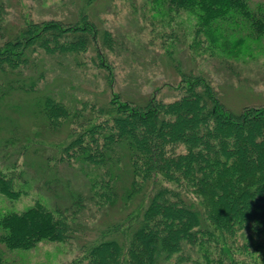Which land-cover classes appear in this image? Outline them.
Listing matches in <instances>:
<instances>
[{"label": "trees", "instance_id": "16d2710c", "mask_svg": "<svg viewBox=\"0 0 264 264\" xmlns=\"http://www.w3.org/2000/svg\"><path fill=\"white\" fill-rule=\"evenodd\" d=\"M18 1L0 0V193L39 194L0 212V264L43 239L78 243L67 264H264V103L232 107L210 76L240 77L264 0H123L126 31L170 38V99L114 89L113 58L138 52L99 23V0H38L48 18ZM86 52L105 87L79 96Z\"/></svg>", "mask_w": 264, "mask_h": 264}, {"label": "rangeland", "instance_id": "374dc122", "mask_svg": "<svg viewBox=\"0 0 264 264\" xmlns=\"http://www.w3.org/2000/svg\"><path fill=\"white\" fill-rule=\"evenodd\" d=\"M56 1L43 0V6L47 7ZM18 3L19 10H22L23 13L33 12L35 18H48L51 16L49 10L40 9L38 0H19ZM108 4L109 7L107 8ZM94 8L99 23L109 28L118 27L121 32L124 30V32L129 33V36L133 39V48L137 50L139 56L141 55L140 58L137 55V58L134 59L131 56L126 59L124 55L113 58V66H115L114 89L121 92L125 91L126 86L131 83L130 87L140 96H146L156 86L159 87L156 92L158 98L170 99V96L175 95L177 93L175 90L166 88V85H158L163 82L174 83L177 80L173 67L161 60V56H163L161 52L167 47L164 45L169 44L170 38H167L166 41L163 40V46H161L162 39L157 37L154 32H149V27L147 30L138 29L136 33L126 31L123 26L126 24L125 15L128 8L123 0H114L112 3H109L108 0H99L95 3ZM15 11L16 9H11V17L15 16ZM37 12L43 15H39ZM62 13L64 11H60L56 17ZM124 36L127 35L124 33ZM135 40L142 44L136 43ZM240 49H242V52L236 58L239 61L238 63L244 66L240 77H230L227 74H218L212 70L210 73L211 79L219 87H222L224 97L232 107L240 108L245 104H262L264 103V33L261 35L247 33V38L244 39ZM180 52H178V58H181L183 64L187 63L189 59L194 60L190 53L184 54V52H181V57ZM88 55L89 53L85 56L86 62L89 59ZM205 56L207 57V54ZM140 61H145V63ZM194 61L198 64V67L200 66L204 70L206 64H208L204 57L199 61L198 58H195ZM90 67H92L91 63L87 62L85 71L77 70L75 74L69 76L71 83L76 87L74 92L79 96L84 95L86 90H92L90 88H94V85H96L95 92L105 87L104 79H100L101 75L96 74V70ZM132 76L137 77L134 80L135 82L130 79ZM29 120L28 114H26L20 121L25 125ZM21 163L22 157L16 163V169L21 166ZM38 194L35 189H31L16 199H10L0 193V212L21 211L30 206L38 197ZM78 255L79 247L76 241L58 242L45 239L31 248H18L6 252L7 258L13 260L16 264H67Z\"/></svg>", "mask_w": 264, "mask_h": 264}]
</instances>
